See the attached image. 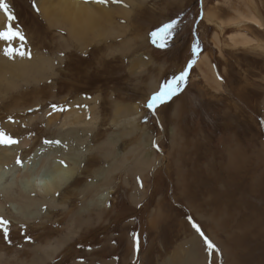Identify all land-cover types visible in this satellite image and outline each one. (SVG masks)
<instances>
[{
  "label": "rangeland",
  "instance_id": "obj_1",
  "mask_svg": "<svg viewBox=\"0 0 264 264\" xmlns=\"http://www.w3.org/2000/svg\"><path fill=\"white\" fill-rule=\"evenodd\" d=\"M51 1L47 4L55 7L57 1ZM4 2L15 14L13 26L25 36L22 48L19 39L11 47L30 56H5L9 45L0 40V69L25 58L36 61L44 76L29 65L27 75L0 77V130L17 142L30 139L20 159L67 133L82 135L75 138L85 156L74 180L55 194L57 205L43 204L39 219L25 221L8 210L0 214L10 221L7 240L0 232V264H74L76 259L79 264H171L190 253L199 264H264V28H238L259 41L257 49L233 47L227 35L238 29L231 25L219 31L220 51L211 39L214 20L254 11L264 22V0H83L100 24L80 37L64 24H51L49 15L45 19L36 0ZM99 8L110 17L101 18ZM1 13L0 29L7 22ZM177 18L176 35L166 48H157L150 32ZM195 43L197 55L191 52ZM201 54L208 56L220 89L197 68ZM190 61L183 90L152 115L147 98ZM228 150L241 165L230 173L232 180ZM207 175L211 180L203 178ZM91 181L97 189H90ZM99 193L103 205L95 203ZM211 195L219 200L215 209ZM206 205L214 209V220ZM158 212L165 218L157 219ZM188 217L222 253L207 250ZM133 234L140 237L139 253ZM190 244H197L193 252Z\"/></svg>",
  "mask_w": 264,
  "mask_h": 264
},
{
  "label": "bare ground",
  "instance_id": "obj_2",
  "mask_svg": "<svg viewBox=\"0 0 264 264\" xmlns=\"http://www.w3.org/2000/svg\"><path fill=\"white\" fill-rule=\"evenodd\" d=\"M56 1H57V4L55 7H52L50 3L47 4L48 0H36V3L39 5L40 14L45 16L44 17L45 19H46V16L49 15L50 18H47V20L49 19V22H51V24H60V25L64 24V28L66 29V31L68 33H72L73 35L80 37L87 30H91L92 28H94L95 26H98L100 24V20L98 21L99 16L96 14L95 10L93 8H91L90 6H88L87 4L83 3V0H56ZM64 6L68 7L69 9L65 10ZM100 10L101 9L99 8V11L97 10V12L100 14V17L102 18L105 16L104 13H106V12L102 11L103 8L101 11ZM253 12H251V11L247 12L246 11V13H240V14H238V16L235 19L231 18L230 20L227 19V21H225V20H222V21L221 20L220 21L214 20L215 21L214 23L216 25V30L212 33L213 35H212L211 39L219 51H220L219 48H220V44H221V40H220L221 33L220 32L226 28L225 26L231 25V26H235L237 29L240 28L242 25H246V26H249V27H252L255 29H257V28L263 29L264 28L263 20L260 17L258 18L256 13L255 12L253 13ZM2 13H1V9H0V18L5 16ZM107 16L108 15H106V17H104L105 20H106ZM108 17H110V15ZM204 19L207 20L208 22H210L212 18L205 16ZM227 38H228L230 44L235 48H239V47H241V48L242 47L243 48L251 47L254 49L259 48V41L255 40L252 36H250L249 34L243 32L239 29L235 30L234 32L229 33L227 35ZM7 63H8V61H2V64H7ZM45 63H46V61H43L42 65H45ZM14 64H16V66L11 65V64H7L5 69H3V68L0 69V75H1L0 77H2V76L3 77L13 76L15 74H17L18 76H22L24 74L27 75V74H29V70L27 68V66H29V65H30V68H32V66H33V68L36 69V61H32V60L25 59V58H18V61H15ZM196 65H197L198 69L200 68V72H201L202 77L205 78L210 85L212 84L213 88H215V89L221 88L220 81H219L218 77L216 76V74L214 73V70L211 66V62H210V60L206 54H201L199 56V58L196 61ZM37 73L39 74V76L41 78L44 76V72L37 70ZM18 134H20V133H18ZM75 137L83 138L82 135L79 133L77 135H74V136L72 135V133H67L65 138L63 136H62V138H60L59 144L55 143V140H54L52 143H48L47 146H41L39 148H34L32 154L29 153L30 155H28L25 158L23 157L21 159L17 158L19 151L22 149V147L27 146L28 141L30 139L29 140L28 139L21 140V141L15 143L13 145L2 144L3 148H0V214L1 215L5 214L4 213L5 210H8V211L14 213L16 216L21 217L22 220H25V221H31L32 220L33 221V220L39 219L40 215L43 213L42 208H41V206H43V204H46L47 206L56 204L55 194L57 192L61 191L64 187L69 185L74 180V177H75L74 175L78 173L79 165L85 156L84 150L83 151L81 150L79 143L76 142L77 139ZM31 143H32V141H31ZM62 144H64V146H63L64 152L63 151L61 152L59 150V147ZM235 145H236V142H235ZM193 150H194V148H193ZM231 150H228V162L226 163V166L228 168L227 177L229 176L230 178H228V179L232 180L233 177H232V174H230V173L231 172L234 173L235 171L239 170V167L241 165H240V163H234L232 161V160L236 159L237 157L234 158L236 155L234 156V154ZM25 151H30V148H26ZM235 151H237V149ZM246 155H248V154H246ZM193 156H194V153H193ZM216 157H218V156H216ZM191 158L193 159V157H191ZM244 158H241V159H244ZM241 159H239V160H241ZM17 161H19V163ZM140 161H141V159H140ZM180 161H177V162L180 163ZM199 161H200V159H199ZM255 161H256V159H255ZM142 162H143V160H142ZM159 163H158V166L160 165ZM181 163H183V162H181ZM242 163H243V161H242ZM68 164H70V165H68ZM188 164H189V162H188ZM192 164H194V163H192ZM209 164H211V162ZM162 165H163V163H162ZM203 166L205 168V165H203ZM209 166H207V167H209ZM181 167H179V168L181 169V171H183ZM255 167H256V164H255ZM165 168H167V166ZM177 170H178V168H177ZM212 170H213V168H212ZM201 171H202V169H201ZM175 172H176V170H175ZM183 173H185V171ZM96 175H99V174H96ZM189 175H191V174H189ZM197 175H198V172H197ZM224 176L226 177V175H224ZM7 177H10L11 179L8 182L7 181L5 182V179ZM207 177H203V178L209 180L210 177L208 175H207ZM225 177H224V179H225ZM76 179L78 180V178H76ZM214 181H216V179H214ZM189 182L191 183V181H189ZM195 182H197V181L195 180ZM208 183H210V182H208ZM215 184H216V182H215ZM222 185H224V184H222ZM178 186H177V188H179V189L183 188L184 189V187H180V186L178 187ZM90 187H91L90 189H92V188L97 189L98 185L94 181H91ZM254 187H255L254 185L249 184L248 185V192H251V191L253 192ZM218 188H219V186H218ZM225 188H226V186H225ZM183 189H181V190H183ZM182 192L184 193L185 191L183 190ZM192 192H194V190ZM186 193H187V191H186ZM96 197L97 198H96L95 203L97 205L105 204V199H104L105 197H104L103 193L97 194ZM194 198H195V196H194ZM208 202H209V204L211 203L215 209L219 200L216 196L211 195ZM159 203H157V205ZM202 205H203V203L196 204V206H202ZM193 206L196 207L194 204H193ZM193 206H192V208H193ZM50 207H53V206H50ZM207 207H208L207 208L208 211L214 210L210 206H207ZM99 209L101 210V208H99ZM212 211H211V214L209 215L210 216L209 219H211L213 216ZM156 218L157 219H159V218L164 219L165 217H163L162 212H158V213H156ZM214 219L212 218L211 220H214ZM211 220H209V221L211 222ZM153 221L154 220L152 219L151 222L153 223ZM187 228H189V227H187ZM223 233H225V232H223ZM193 235H194L193 240L195 239V241L196 240L200 241L197 238H195V236H196L195 234H193ZM235 244H236V242H235ZM196 245L190 244V249L192 252L196 248ZM237 247H238V249L240 248L239 246H237ZM90 250H88V251H90ZM94 251H96V249ZM229 252H231V251H229ZM237 252L235 254H237ZM2 254H0V257L2 256ZM93 254H94V252H93ZM75 256H77V255H75ZM192 256H193V254H191V253L185 258L183 256H179V255L177 257L174 256L175 259L171 264H199V261L197 263H195L193 261ZM92 258H94V257H92ZM234 258L236 259V257H234ZM198 259H200V258L198 257ZM76 261L77 262H75V263L73 262V263L79 264L77 259H76ZM91 261L94 262L95 260L91 259ZM111 261H113V260H111ZM107 262H108V260H107ZM80 264H84V261L81 260ZM98 264H103V263L100 262ZM163 264H169V263L163 262Z\"/></svg>",
  "mask_w": 264,
  "mask_h": 264
},
{
  "label": "snow or ice",
  "instance_id": "obj_3",
  "mask_svg": "<svg viewBox=\"0 0 264 264\" xmlns=\"http://www.w3.org/2000/svg\"><path fill=\"white\" fill-rule=\"evenodd\" d=\"M100 3L106 2V0H99ZM114 2H120V0H114ZM9 4L4 2V0H0V9H3L6 14V23L3 28L0 29V40L6 42L7 47L3 49V53L5 56L14 57L15 55L25 56L29 55V52H25L21 49L11 47V43L13 40L19 39L21 41V48L23 47V42L25 41V36L23 32L19 28H15L13 26V21L16 19L15 14L9 11ZM179 19H170L168 23L163 24L162 26L156 28L154 31L150 32L151 41L157 47L164 49L168 46L170 38L176 35L177 25L179 23ZM200 50L199 43H195L191 47V52L193 55H197ZM61 57L65 56V53L61 51L59 53ZM194 61H190L187 67L184 70L180 71L178 74L173 75L170 80L165 81L157 91L153 92L146 100L145 107L152 114L156 115L157 110L160 106L165 105L168 101L172 100L173 97L179 95V93L183 90L182 86L186 84L187 77L189 75V69L192 66ZM65 70H67V66H65ZM222 80L223 78L220 77ZM53 109H57V105H52ZM145 122H147V117H145ZM47 143H52L53 141H46ZM17 143L10 135H7L4 131L0 130V144L12 145ZM55 143L59 144V141H55ZM154 146L159 148V145L154 142ZM19 163V161H17ZM137 181L140 183V187H143V183L140 181V178L137 177ZM189 221H191V226L195 229V231L203 238L204 243L207 247V250L210 253L219 254L222 253V249L219 248L218 245L214 241H212L208 236L205 235L202 227L196 223L192 217H188ZM10 221L7 219L0 217V232H2L4 238L7 240L10 232ZM28 240H31V237H27ZM135 250L137 253L141 250L140 237L138 234H133Z\"/></svg>",
  "mask_w": 264,
  "mask_h": 264
}]
</instances>
